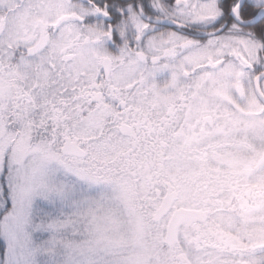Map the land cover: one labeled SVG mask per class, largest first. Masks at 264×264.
I'll use <instances>...</instances> for the list:
<instances>
[{
    "label": "snow or ice",
    "instance_id": "obj_1",
    "mask_svg": "<svg viewBox=\"0 0 264 264\" xmlns=\"http://www.w3.org/2000/svg\"><path fill=\"white\" fill-rule=\"evenodd\" d=\"M0 264H264V0H0Z\"/></svg>",
    "mask_w": 264,
    "mask_h": 264
}]
</instances>
